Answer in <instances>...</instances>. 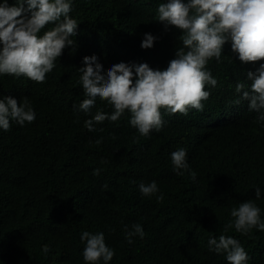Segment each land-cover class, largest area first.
<instances>
[{"label": "trees", "instance_id": "1", "mask_svg": "<svg viewBox=\"0 0 264 264\" xmlns=\"http://www.w3.org/2000/svg\"><path fill=\"white\" fill-rule=\"evenodd\" d=\"M7 2L13 6L16 0ZM164 2L73 0L74 44L65 47L45 81L0 75V99H27L36 113L32 123L13 121L8 131L0 129V264H86L84 231L104 234L115 252L108 264H227L224 254L208 246L209 238L222 234L239 241L247 264H264V232L226 230L230 210L249 200L264 221V121L257 122L259 113L235 91L238 82L250 84L247 72L264 60L241 63L226 42L221 62L213 58L207 64L218 83L205 85L210 96L203 111L182 115L162 109V129L148 136L130 125L127 111L88 131L85 120L98 110L114 111L99 98L89 113L78 110L86 98L78 70L84 57L95 55L105 72L120 62L164 70L175 58L180 31L165 30L156 19ZM146 33L157 38L150 49L141 47ZM180 148L195 180L188 171L173 170L171 153ZM96 169L99 175L93 174ZM152 181L162 202L139 190L140 183ZM133 224L145 235L129 244L125 226Z\"/></svg>", "mask_w": 264, "mask_h": 264}, {"label": "clouds", "instance_id": "2", "mask_svg": "<svg viewBox=\"0 0 264 264\" xmlns=\"http://www.w3.org/2000/svg\"><path fill=\"white\" fill-rule=\"evenodd\" d=\"M73 0H16L9 6L7 0L0 4V75L16 78L26 77L36 83H43L46 74L51 72L55 61L62 55L65 47L72 46L77 34V21L69 14ZM26 5V7H25ZM157 22L180 31L175 58L168 62L164 70L152 69L147 63H124L112 65L106 72L95 55L84 57V67L79 83L85 99L78 110L89 113L97 98L106 101L114 111H102L85 120L88 131H96L95 124L105 120L118 121L127 111L130 125L141 136H148L152 130L159 132L164 120L161 110L169 114L187 115L189 109L203 111V101L210 92L205 85L217 86V79L207 70L208 62L215 58L221 62L223 46L231 41V50L238 54L241 63H256L264 60V0H167L157 9ZM52 25L40 35L47 26ZM157 38L150 33L144 34L141 47L150 49ZM249 85L236 84L235 91L241 99L249 101L250 111L259 113L257 122L264 121V63L253 72H247ZM240 101H236L239 103ZM36 113L27 102H18L11 96L0 99V129L8 131L11 122L20 126L32 123ZM102 131V129H101ZM103 138L97 139L100 144ZM186 150L180 148L171 153L173 170L183 175L181 169L188 171L193 180L196 173L186 163ZM100 169L94 170L99 175ZM107 187V185H105ZM139 190L144 197L156 196L158 202L164 199L157 183H140ZM256 199L261 191L255 190ZM233 218L228 228H235L241 234H248L253 228L264 232L261 209L251 200L242 202L230 210ZM145 233L140 224L131 228L125 226V238L132 244L133 237L141 239ZM85 244L82 252L86 264H108L115 255L105 243L102 232L81 234ZM210 251L226 256L227 264H247L248 253L233 237L220 235L209 238ZM46 255L49 247L42 249Z\"/></svg>", "mask_w": 264, "mask_h": 264}]
</instances>
